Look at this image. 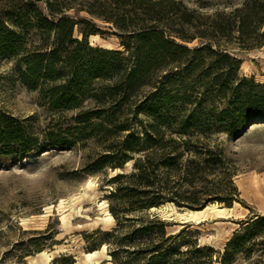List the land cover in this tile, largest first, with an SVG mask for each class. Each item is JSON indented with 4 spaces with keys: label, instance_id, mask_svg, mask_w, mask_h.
Listing matches in <instances>:
<instances>
[{
    "label": "trees",
    "instance_id": "obj_1",
    "mask_svg": "<svg viewBox=\"0 0 264 264\" xmlns=\"http://www.w3.org/2000/svg\"><path fill=\"white\" fill-rule=\"evenodd\" d=\"M94 19L121 50L89 42L109 33ZM263 27L264 0L213 13L175 0H7L4 83L36 93L48 122L40 128L34 116L0 107V160L94 146L83 172L132 163L108 181L116 226L97 233L111 264H234L264 254V216L241 221L219 253L200 247L190 225L169 233L147 214L166 203L192 211L243 203L219 138L264 122V84L241 74L237 55L264 46ZM53 264L75 261L61 255Z\"/></svg>",
    "mask_w": 264,
    "mask_h": 264
},
{
    "label": "rangeland",
    "instance_id": "obj_2",
    "mask_svg": "<svg viewBox=\"0 0 264 264\" xmlns=\"http://www.w3.org/2000/svg\"><path fill=\"white\" fill-rule=\"evenodd\" d=\"M175 1L182 2L190 11L213 13L231 12L243 0ZM0 12H7V0H0ZM93 21L100 30L109 33L103 38L90 37L89 42L93 46L121 50L108 25ZM237 55L242 61L241 74L264 84V46ZM8 69L7 58H1L0 107L18 118L34 116L36 125L44 128L48 116L40 106L38 95L18 85L7 87L3 77ZM219 142L234 162L233 181L243 203H234L232 208L210 203L198 217L199 222L186 216L188 209L181 211L169 203L147 214L166 221L169 233L190 225L187 231L196 232L192 238L200 247L222 253L241 221L264 216V122L252 124L231 141L220 137ZM96 150L94 146L51 149L0 160V264H53L61 255L71 256L75 264H86L85 256L94 252L93 262L111 264L108 247L98 244L101 236L97 233L115 228L114 219L108 221L106 216V196L111 191L108 181L118 173H130L132 163L123 170L83 172L98 153ZM221 209L225 218L218 216ZM94 245L96 250L91 252ZM212 264H219L216 258ZM234 264H264V254H257L250 261L240 257Z\"/></svg>",
    "mask_w": 264,
    "mask_h": 264
},
{
    "label": "bare ground",
    "instance_id": "obj_3",
    "mask_svg": "<svg viewBox=\"0 0 264 264\" xmlns=\"http://www.w3.org/2000/svg\"><path fill=\"white\" fill-rule=\"evenodd\" d=\"M95 38H96V36H92V39H95ZM208 208L209 207H207L206 209H208ZM204 211L205 210L199 211V212H188L186 216H188L191 220H196L197 222H199L198 217L202 216L204 214ZM224 215H226V214L224 213V210L223 209H221V210L218 211V216L219 217H222V218L224 217L225 218L226 216H224ZM106 216H107V220L108 221H113V218L109 214L108 211H106ZM95 254L96 253L94 252V253H89V254H87L85 256L86 257V264H96L95 261L93 262V259L95 257Z\"/></svg>",
    "mask_w": 264,
    "mask_h": 264
},
{
    "label": "water",
    "instance_id": "obj_4",
    "mask_svg": "<svg viewBox=\"0 0 264 264\" xmlns=\"http://www.w3.org/2000/svg\"><path fill=\"white\" fill-rule=\"evenodd\" d=\"M253 124H255V123H253ZM207 208V206L206 207H204L203 209H201V210H198V211H190V210H188L187 212H199V211H203V210H205ZM156 209H152L151 211H155ZM179 210H181V211H184V209L183 208H179ZM183 224H186L187 222H182Z\"/></svg>",
    "mask_w": 264,
    "mask_h": 264
}]
</instances>
